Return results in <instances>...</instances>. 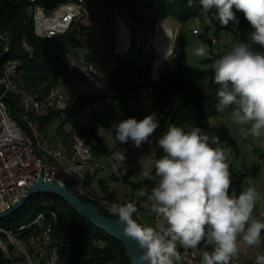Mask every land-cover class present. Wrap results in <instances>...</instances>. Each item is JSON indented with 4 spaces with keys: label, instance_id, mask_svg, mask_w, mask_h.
<instances>
[{
    "label": "trees",
    "instance_id": "16d2710c",
    "mask_svg": "<svg viewBox=\"0 0 264 264\" xmlns=\"http://www.w3.org/2000/svg\"><path fill=\"white\" fill-rule=\"evenodd\" d=\"M65 1L67 0H44L41 5L52 9ZM101 6L108 11H120L136 22H142L137 12L140 7L161 20L171 18L178 24L197 20L205 27L202 36L209 34L212 25L215 26V35H219L221 31H228L230 25L229 22V25L224 27L219 23L215 7L207 13L206 19L199 0H193L191 6L188 0H106ZM30 7L28 0H0V32L7 33L11 40L12 53L9 57H27L21 49L23 39L34 47L33 58H29L21 69L19 83L29 93L41 98L50 87L61 81L62 77L68 73L64 56L67 53H74V49L80 43L77 39L70 37L69 32L52 43L35 37ZM233 10L238 20L236 35L239 43L247 44L254 52L264 53V47L252 42L253 29L244 14ZM112 42L114 43L113 39ZM223 55L225 54L206 60V63L210 64V68L204 72L208 76V83L198 78L182 53L165 65L159 79L153 81L151 77L155 55L143 53L133 40L126 54H112L114 65L108 77L109 87L86 94L77 100V109L64 112L67 121H71L76 112L88 110L98 104V109L89 114V125L81 126L78 132L92 145L94 155L111 158L114 152H108L102 145L98 137L99 129L107 130L115 139L114 128L120 120L131 117L139 121L147 115L156 113L160 127L150 137L155 152V164V161L164 155L157 141L168 128L177 126L187 131L193 126L203 127L208 120L222 116L223 112H218L215 107L218 103L216 93L219 86L214 82L211 67L212 63ZM3 57L4 51L0 49V75ZM9 100L18 103L16 98ZM59 114H52L42 120V130L47 136L50 124ZM54 135L65 140L69 132L58 127ZM117 142L121 147L133 143L132 141ZM213 146L222 147L221 143ZM229 168L231 173L229 191L230 194L235 192L237 196L246 189L245 178L259 171V166L256 165L248 173H240L230 162ZM150 172L154 175L155 168L153 167ZM123 180L126 185L138 191L139 195L142 190L150 194L155 186V180H149L146 177L139 183H131L130 173L125 175ZM145 197L147 196H139V198ZM40 213L56 215L54 239L62 264H131L122 244L95 227L86 226L67 203L54 196L31 197L25 206L8 220L7 230L17 232L20 226L29 224ZM31 232L27 230L17 232L19 241L25 247L28 246ZM261 235L264 240V231ZM207 244L206 241L201 242L196 250L203 249L204 252H211L212 246L207 247ZM10 250H13L12 246ZM254 261L255 259L248 264H254ZM24 262L28 264L24 256L20 259L15 256L7 259L0 254V264H25Z\"/></svg>",
    "mask_w": 264,
    "mask_h": 264
},
{
    "label": "clouds",
    "instance_id": "9594fccd",
    "mask_svg": "<svg viewBox=\"0 0 264 264\" xmlns=\"http://www.w3.org/2000/svg\"><path fill=\"white\" fill-rule=\"evenodd\" d=\"M189 5L193 0H188ZM207 13L215 7L219 23H238L236 11H241L251 25V40L264 47V0H199ZM204 47L195 51L205 56ZM214 82L218 112L232 107L233 122L247 126L242 134L264 138V53L254 52L247 44L239 43L216 60ZM160 127L156 113L137 121L123 119L115 126V139L120 143L132 141L139 148L150 142ZM164 155L154 164L155 173L145 172L155 180L150 194L140 195L151 201V211L162 221L154 226L138 223L133 215L134 203L113 204L110 211L123 225L124 234L133 239L141 254L137 264H180L183 259L178 248L197 249L206 241L211 252L202 253L200 264H232L238 256L239 240L249 247H259L264 221L254 217V209L261 194L249 186L237 196L230 194L231 173L229 153L219 145V138L199 127L185 130L171 126L157 141ZM111 159L114 167L126 160L124 150L115 151ZM254 264H264V254H257Z\"/></svg>",
    "mask_w": 264,
    "mask_h": 264
},
{
    "label": "built area",
    "instance_id": "2783aa9c",
    "mask_svg": "<svg viewBox=\"0 0 264 264\" xmlns=\"http://www.w3.org/2000/svg\"><path fill=\"white\" fill-rule=\"evenodd\" d=\"M43 1L28 0L31 6L33 33L35 37L52 43L69 32L76 22L85 18L91 7H100L106 0H67L52 9L42 6ZM109 13L107 27L99 38L100 46L103 47L111 35L114 40L113 54L123 55L130 50L134 40L137 48L143 53L155 55L151 79L157 81L166 63L176 57L175 47L169 49L167 56L163 57L156 46L160 42L159 28L163 26H156V34L153 37L145 23L136 22L120 11ZM120 23L128 29V43L123 51L118 50ZM192 33L200 35L199 30H193ZM216 43L217 41L212 39L211 44ZM0 49L7 55L2 61L0 75V215L18 205L27 197L31 188L43 179L44 182L68 189L83 202L98 207L101 214L107 218H118L111 213V205L131 202L137 207L136 214H149L152 226L161 222L162 217L151 211L152 202L147 197L129 198L121 202L89 188L88 177L96 175L101 165L94 157L92 145L78 131L71 129L63 140L56 135L49 137L42 130L43 119L52 114L78 108L77 100L72 96L73 86L97 76L107 66L106 57L96 53L91 58L82 60L74 53H67L64 63L68 73L50 87L43 97L38 98L22 88L19 83L21 69L29 58H33L34 47L23 39L21 49L27 57H9L12 53L11 40L7 33L0 32ZM214 65L215 62L211 67L213 79ZM14 98L17 99V104L9 100ZM133 218L140 223L136 216ZM56 220L54 213H40L29 224L20 226L17 232L32 231L27 247L19 241L17 232L0 226V254L12 259L15 255L8 247L12 246L22 253L28 264H62L55 247ZM178 250L183 256L180 264H199L196 249ZM232 264L241 263L234 258Z\"/></svg>",
    "mask_w": 264,
    "mask_h": 264
},
{
    "label": "rangeland",
    "instance_id": "374dc122",
    "mask_svg": "<svg viewBox=\"0 0 264 264\" xmlns=\"http://www.w3.org/2000/svg\"><path fill=\"white\" fill-rule=\"evenodd\" d=\"M137 12L142 20L140 23H145L146 28H148L150 35L153 37L156 34L157 25L169 27L174 30L175 56L182 53L187 64L197 73L198 78L204 83H208V76H206L204 72L210 68V64L206 63V60L213 59L221 54H227L232 50L234 45L239 44V39L236 35L238 23L230 22L229 30L221 31L219 35L214 34L215 26L212 25L209 34L202 36L201 34L204 33L205 27L200 21L194 20L186 24H178L171 18L161 20L141 7L137 9ZM109 18L110 13L107 9L102 6H93L89 9V14L76 22L69 31L70 37L77 39L80 43V45L74 49V54L78 58L86 60L91 58L94 53H98L104 55L107 59V66L97 76L89 79L83 84H76L73 86L72 96L75 100H79L86 94L109 87L108 77L114 65V60L112 59V48L114 46L112 42L113 36H108L106 44L103 47L100 46L99 42L100 36L107 27ZM193 30H199L201 36L193 35ZM212 39L217 41L215 45H211ZM199 47L205 48L207 53L205 56L201 57L195 55V51ZM170 62L171 61L167 62L166 65ZM96 109H98V104L88 110L78 111L71 121H67L66 113H60L50 124L47 130L48 136H53L58 127H62L66 132H70L71 129L79 131L81 126H88L89 114ZM214 122L220 125L219 119L214 120ZM209 124L210 122L208 125ZM190 129H192V127ZM98 137L108 152L113 153L118 150H124L126 160L119 167H114L115 161L111 158L95 154V159L99 161L101 165L100 170L97 172L96 179L105 181L107 187H109V191L118 201H125L126 189H128L131 194L133 193L136 196L139 195L138 191L133 190L129 185L125 184L123 177L130 173V182L139 183L145 178L143 173L150 172L153 169L155 152L151 141L143 143L139 148L133 143L126 147H121L111 133L102 128L98 131ZM239 144L246 148L244 142H239ZM229 153L230 156L233 157L232 151ZM139 213V217L144 221V225L150 226L151 219L149 214L146 212ZM7 224L8 220L0 221V226L4 229H7ZM208 246L210 245L207 244V247ZM12 251L18 259L23 256L17 248H13ZM203 252V249L198 250L199 261L201 260ZM24 263L26 264V262Z\"/></svg>",
    "mask_w": 264,
    "mask_h": 264
},
{
    "label": "crops",
    "instance_id": "0c3cea01",
    "mask_svg": "<svg viewBox=\"0 0 264 264\" xmlns=\"http://www.w3.org/2000/svg\"><path fill=\"white\" fill-rule=\"evenodd\" d=\"M232 111V107L225 108L222 116L217 119L213 118L208 120L203 127H196H200V129L206 133L218 137L222 147L225 148L228 153L232 151L233 157L230 156L229 153L228 160L236 171L240 173H248L254 166H259V171L255 175H250L245 178L244 186L245 188L254 186L261 194V199L257 202L253 215L256 219L264 221V138L257 139L251 135L245 137L241 132V128L244 127L246 129L247 126H242L233 122L231 119ZM218 119L220 121V125L214 122V120ZM209 122L210 124L208 125ZM150 141L153 145L151 139ZM239 142H244V146L246 148L242 147ZM97 174L88 177L87 183L89 188L96 193H105L113 200L118 201V199L115 198L109 191V187H107L106 182L96 179ZM139 196L140 195L136 196L133 193L131 194L129 190L126 189V197L124 200L126 201L129 198H138ZM139 216L140 213H137V219L144 225V221ZM150 226H152L151 222ZM258 253L264 254V243H262L259 247H249L245 245L242 240H239V253L235 259H237L241 264H248L256 258ZM200 262L201 260L199 261L198 257V263L200 264Z\"/></svg>",
    "mask_w": 264,
    "mask_h": 264
},
{
    "label": "water",
    "instance_id": "95a60500",
    "mask_svg": "<svg viewBox=\"0 0 264 264\" xmlns=\"http://www.w3.org/2000/svg\"><path fill=\"white\" fill-rule=\"evenodd\" d=\"M6 57L7 55H4L2 61ZM35 196H54L61 199L85 222L86 226H93L122 244L131 264H137V258L141 254V250L133 239L124 234L123 225L118 220L103 216L98 207L83 202L68 189L60 187L57 184L44 182L43 179H40L38 183L31 188L27 197L22 199L18 205L9 212L1 214L0 221L9 220L25 206L31 197Z\"/></svg>",
    "mask_w": 264,
    "mask_h": 264
},
{
    "label": "bare ground",
    "instance_id": "6f19581e",
    "mask_svg": "<svg viewBox=\"0 0 264 264\" xmlns=\"http://www.w3.org/2000/svg\"><path fill=\"white\" fill-rule=\"evenodd\" d=\"M159 29L160 30L158 31V34L160 42L156 44V46L162 52L163 57H166L169 49L175 47V32L172 28L169 27H160ZM119 42L120 46L118 50H125L128 43V29L123 23H120Z\"/></svg>",
    "mask_w": 264,
    "mask_h": 264
}]
</instances>
